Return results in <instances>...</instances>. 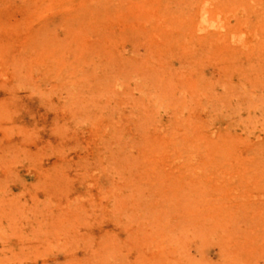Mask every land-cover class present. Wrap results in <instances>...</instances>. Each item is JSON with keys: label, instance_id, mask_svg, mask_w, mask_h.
<instances>
[{"label": "rangeland", "instance_id": "374dc122", "mask_svg": "<svg viewBox=\"0 0 264 264\" xmlns=\"http://www.w3.org/2000/svg\"><path fill=\"white\" fill-rule=\"evenodd\" d=\"M0 264H264V0H0Z\"/></svg>", "mask_w": 264, "mask_h": 264}]
</instances>
